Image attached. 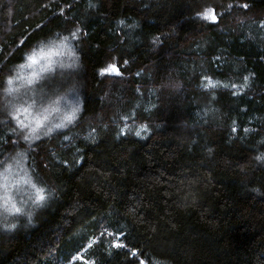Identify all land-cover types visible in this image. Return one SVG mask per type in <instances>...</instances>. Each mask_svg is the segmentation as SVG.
Returning <instances> with one entry per match:
<instances>
[{
	"label": "trees",
	"instance_id": "obj_1",
	"mask_svg": "<svg viewBox=\"0 0 264 264\" xmlns=\"http://www.w3.org/2000/svg\"><path fill=\"white\" fill-rule=\"evenodd\" d=\"M57 38L41 91L74 115L30 139L8 81ZM257 157L264 0H0V168L43 197L0 221V264H264Z\"/></svg>",
	"mask_w": 264,
	"mask_h": 264
},
{
	"label": "rangeland",
	"instance_id": "obj_2",
	"mask_svg": "<svg viewBox=\"0 0 264 264\" xmlns=\"http://www.w3.org/2000/svg\"><path fill=\"white\" fill-rule=\"evenodd\" d=\"M202 17L212 19L211 11H204ZM66 45L59 38L45 42L29 54L16 75L10 79L7 90L9 95L13 100L27 105L21 126L26 129L30 139L48 134L74 115V106L70 101L45 100V94L41 91V85L56 69L65 65L71 55ZM30 56L35 57V63L29 60ZM103 71L114 70L108 67ZM22 161L19 163L12 159L0 168V221L10 220L41 196L39 188L26 175Z\"/></svg>",
	"mask_w": 264,
	"mask_h": 264
},
{
	"label": "snow or ice",
	"instance_id": "obj_3",
	"mask_svg": "<svg viewBox=\"0 0 264 264\" xmlns=\"http://www.w3.org/2000/svg\"><path fill=\"white\" fill-rule=\"evenodd\" d=\"M29 60L33 63H35V57L34 56H30ZM8 83H11V80L8 81ZM60 125H57V127H59ZM257 159H264V157H257ZM40 199H43V197H40ZM18 211V210H17Z\"/></svg>",
	"mask_w": 264,
	"mask_h": 264
}]
</instances>
